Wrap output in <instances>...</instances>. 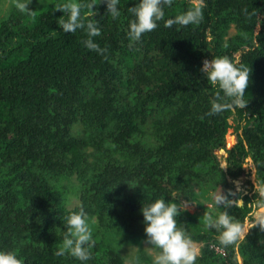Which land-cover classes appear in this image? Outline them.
I'll use <instances>...</instances> for the list:
<instances>
[{
	"label": "trees",
	"instance_id": "1",
	"mask_svg": "<svg viewBox=\"0 0 264 264\" xmlns=\"http://www.w3.org/2000/svg\"><path fill=\"white\" fill-rule=\"evenodd\" d=\"M80 2L86 14L93 0ZM95 2L89 18L99 22L94 41L103 54L84 46V29L65 33L59 26L60 0L28 7L33 15L17 9L0 23V249L14 251L22 264H81L56 252L64 218L84 208L95 241L86 264H125L129 245L151 264L140 209L164 196L201 208L177 217V226L203 244L195 264H241L239 256L242 264H264V230L256 226L238 247H223L205 227V213L225 209L203 208L212 201L209 189L227 185L216 151L226 149L229 128L238 133L226 149L231 177L242 176L243 161L252 157L264 178V0H205L199 24L167 26L193 4L173 0L158 26L136 41L127 31L138 0H121L115 19L104 0ZM232 25L239 36L225 48ZM219 56L249 70L248 103L208 116L220 90L212 86L213 98L204 99L209 83L201 68ZM187 154L196 156L191 164ZM235 194L244 204L227 211L243 224L264 201L258 193Z\"/></svg>",
	"mask_w": 264,
	"mask_h": 264
},
{
	"label": "clouds",
	"instance_id": "2",
	"mask_svg": "<svg viewBox=\"0 0 264 264\" xmlns=\"http://www.w3.org/2000/svg\"><path fill=\"white\" fill-rule=\"evenodd\" d=\"M104 2L107 5L109 16L113 19L119 17L121 0H104ZM28 4L25 0H16L15 7L23 13L33 15L34 11L28 8ZM95 4H97L95 0L87 4L88 11L85 14L82 12L85 5L80 0H63L62 3L55 5V10L63 12L57 22L65 33H74L77 29H84L88 37L83 41L84 46L98 54H103L106 49L101 48L94 41V38L101 34L99 22L89 18L93 14ZM172 4L173 0H138L134 7L129 8V12L133 16V19L129 21L127 31L130 40H139L142 34L154 30L158 26V22L164 19L165 6L170 7ZM204 7L205 0H193V4L188 10L173 19H168L166 25L171 26L174 23L184 26L199 24L203 18ZM223 46L228 47L227 39ZM201 71L205 74L208 83L220 90L210 101L208 116L220 114L226 110L243 109L247 105L245 89L249 83V70L245 66H237L229 57L219 56L213 57L211 60L205 59ZM249 168L252 169L255 180V192L264 201V178L257 177L255 166ZM229 194H232L231 190H229ZM211 195L214 204L225 210L215 217L205 213V227L217 232V239L221 246L238 247L239 242L245 239L250 229L259 226L264 230V204L253 212L254 218L251 223L242 224L227 211L233 205L243 206L241 199H229L228 195L222 194L221 190L218 193L213 192ZM191 203L193 202L191 201ZM182 209V205H178L173 200L166 201L164 196L143 204L140 209L147 238V242L144 243L151 246L146 248L149 250L147 254L151 257V264H195L197 256L201 255V250L198 254L194 243L202 246L203 244L193 242L186 231L177 226V217ZM88 221L89 214L84 208L71 212L64 218L63 224L66 231H63L62 247L57 250L56 255L67 253L79 260L81 264H86L92 258L90 249L94 246L95 241ZM137 248L134 246L130 248L125 264H142L141 257L134 251ZM211 248L215 249L217 253L225 255L223 249L217 246H211ZM238 259L242 264L241 256L237 257ZM0 264H22V261L14 251L0 249Z\"/></svg>",
	"mask_w": 264,
	"mask_h": 264
},
{
	"label": "rangeland",
	"instance_id": "3",
	"mask_svg": "<svg viewBox=\"0 0 264 264\" xmlns=\"http://www.w3.org/2000/svg\"><path fill=\"white\" fill-rule=\"evenodd\" d=\"M55 0H25V2L29 3L28 7H33V6H44V5H50L53 4ZM15 2L16 0H0V23L6 19L9 18V16L11 15L12 12L16 11L17 8L15 7ZM60 2L62 3L63 0H60ZM260 30V26H257L255 29V35L258 34ZM239 36V30L232 25L229 30L226 32L225 35V40L226 39H230V38H237ZM247 48L250 49L248 46H243V49ZM245 49V50H247ZM235 60H239V57L237 56L235 58ZM205 86V85H204ZM211 89L212 86L210 84L206 85V92L204 93V99L206 100H211V98H213L211 96ZM8 110V109H6ZM7 114L11 115L14 118H18L17 114H13L11 111H6ZM20 119H22L23 122H25V112L20 113L19 115ZM230 124H232L234 126V120L233 118L230 119ZM238 133L237 131L232 127L229 128V130L227 131V134L225 135V147L227 150L232 149L237 143H238ZM189 149V148H186ZM220 148L218 151H216V156H217V160H218V166H220L221 168V172L219 173L221 177H219L221 180L225 179L227 182V185L229 183H231L232 187H228L226 184H222V186H220L219 189H215V191H212L211 189H209L210 194H212L213 192H219L221 190L222 194H228V191L231 189V198L234 200L236 198V192L240 193V196L246 195V194H250L253 195L255 192V180L253 177V173H252V169L249 167L255 166L252 157H248L247 159H245L242 163V169L244 170V173L242 174V176H239L237 178H232L230 175V163H228L227 161V150ZM187 160L185 161L186 163H192V159H196V156H191V154H187L186 156ZM256 167V166H255ZM257 169V168H256ZM236 170V169H233ZM258 177V174H257ZM259 178V177H258ZM221 185V184H220ZM224 186V187H223ZM241 199V198H240ZM212 200V199H211ZM243 201V199H241ZM78 201V200H77ZM77 204L76 200L73 198L71 200V204L68 205L69 208H73L75 207V205ZM244 204V201H243ZM241 204V205H243ZM264 204V202L256 205V208H254V211H257L259 206ZM178 205H182L183 209L181 210L182 212H189L191 214H198L199 212H201V208L197 207L195 204H192L190 201L188 200H181L180 203ZM203 208L206 209L207 212H211V213H218L220 211V207H217L213 200L209 201L208 199H206V201L203 202ZM223 205H221L222 207ZM253 212L250 213V216L248 217V219H246L247 223H251V221L253 220ZM250 231V230H249ZM248 234V233H247ZM246 234V235H247ZM144 253L149 256V258L151 259L150 255H148V249H146L147 247H151L148 243H144ZM138 247V245H129L126 246L122 249V253L125 256V258H127V254L130 250L131 247ZM194 246L196 247V249L198 250V254L200 253L201 250V244H197L194 243ZM138 248L135 249V253L139 255V251ZM142 264H146L145 261H142Z\"/></svg>",
	"mask_w": 264,
	"mask_h": 264
}]
</instances>
